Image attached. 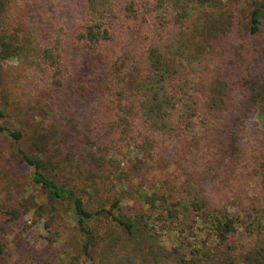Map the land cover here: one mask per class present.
Wrapping results in <instances>:
<instances>
[{
    "label": "trees",
    "instance_id": "1",
    "mask_svg": "<svg viewBox=\"0 0 264 264\" xmlns=\"http://www.w3.org/2000/svg\"><path fill=\"white\" fill-rule=\"evenodd\" d=\"M15 1L19 33L8 30L12 0H0V63L18 64L26 101L14 111L35 109L39 119L31 149L17 153L45 196L40 209L71 214L86 264L100 263L110 237L89 223L107 215L134 232L118 200L88 210L86 189L123 188L133 175L148 222L160 219L169 232L167 223L191 219L205 233L199 246L171 233L176 264H206L239 229L264 233V128L251 122L258 112L264 124V0ZM7 98L0 135L18 144L23 130L3 124ZM120 162L126 169L113 171ZM154 165L182 177L184 199L171 200L142 172ZM32 205L6 214L20 219ZM218 255L220 264H264V248Z\"/></svg>",
    "mask_w": 264,
    "mask_h": 264
},
{
    "label": "rangeland",
    "instance_id": "2",
    "mask_svg": "<svg viewBox=\"0 0 264 264\" xmlns=\"http://www.w3.org/2000/svg\"><path fill=\"white\" fill-rule=\"evenodd\" d=\"M20 9L19 3L12 0L10 8L12 27L8 29L12 32L20 31V26L17 24ZM14 27L16 30L13 31ZM261 33L264 35V18ZM17 66L15 60L0 63L2 82L0 102L4 95H8L5 108L3 106L6 111L3 124L9 129H19L24 132V137L18 144L7 135H0V264H86L83 258L79 257L81 236L75 228L71 214L65 210L55 212L40 209L44 204L45 196L32 185L33 171L20 161L17 153L18 147L31 149L32 128L39 121L35 109L24 108L19 112L14 111L15 107L24 105L26 101L23 90L15 82ZM251 122L261 129L264 128L263 119L258 112L251 117ZM46 155L53 164L59 162L57 165H68L66 161L60 160L59 156H53L50 151ZM116 169L121 170L122 173L126 169V163L120 162L112 170ZM142 172L147 173L149 180L157 181L159 191H167V194L171 195L169 197L171 200L184 199L182 177L177 172L163 169L159 165H154L152 168L147 166ZM63 175L66 177L65 173ZM136 178V175L131 176L123 188L98 184L95 189H86L87 192L83 195L85 207L91 211L108 209L113 201L118 200L121 209L120 218L133 225L134 232L130 236L122 228L116 227L107 215H101L98 220L89 223L91 229L110 235L99 261L101 264H176L177 257L172 253L173 248L177 247L181 240L180 236L188 239L195 237L194 244L199 246L206 238L205 233L193 224L191 219L167 223L169 232L165 230V223L160 222V219L148 222L147 216L152 209L142 203L134 192L138 184ZM29 198L34 203L30 206L29 212L20 219L11 220L6 211L12 208L21 210V203ZM146 223L148 226L144 228ZM191 226L192 232H190ZM172 232H176L179 241L172 237ZM214 239L212 237L211 241ZM227 247L229 250L220 246L214 247L207 263L220 264L218 254L221 251L225 255H238L264 248V233L257 237L245 234L239 229L230 236ZM184 253L187 256V250ZM145 258H149V261L146 262Z\"/></svg>",
    "mask_w": 264,
    "mask_h": 264
}]
</instances>
